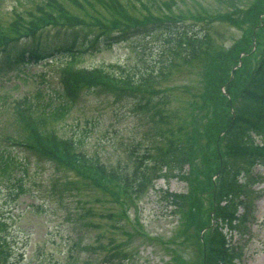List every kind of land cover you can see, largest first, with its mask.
I'll return each mask as SVG.
<instances>
[{"label": "rangeland", "instance_id": "374dc122", "mask_svg": "<svg viewBox=\"0 0 264 264\" xmlns=\"http://www.w3.org/2000/svg\"><path fill=\"white\" fill-rule=\"evenodd\" d=\"M119 1L134 25L171 17L167 26L175 29L131 31L124 41L91 48L75 60L70 55L49 57L0 72V150L14 148L21 162L13 177L0 179V233L10 247L2 264H202V242L207 239L203 235L208 231L201 229L208 224L213 196L202 193L191 215L193 202L188 199L193 188L212 184L204 172L218 165L215 138L232 112L224 93L228 83L219 87L222 95L205 99L203 70L206 63L215 62L210 54L224 58L250 33L251 59L237 68L243 78L229 91L231 96L247 82L264 49V0ZM31 5V0H0V30L15 19L14 8L25 12ZM103 7L95 5L94 13L107 21L111 14ZM72 9L86 17L78 6ZM193 37L211 50L190 59ZM70 62L78 69L106 67L105 72L128 74L131 80L143 76L138 89L147 90L150 104L140 107L137 96L86 90L54 123L58 136L75 138L85 163L90 156L99 159L106 170H121L127 180L140 164H151L147 157L167 140L180 141L189 149L182 177L166 171L138 190L125 185L124 191L109 183L125 200L120 203L109 191L78 176L65 184L66 172L51 161L12 147L7 136L17 139L30 127L25 123L30 115H18V107L27 111L30 104L63 100V70ZM229 68L234 70L233 65ZM255 139L261 140L257 135ZM137 154L145 155L142 162ZM258 172L262 175H254L249 186L253 192L247 198L252 203L247 227L232 237L240 248L239 264H264V167H257ZM18 177L23 192L15 182ZM174 192H188L181 205L172 202Z\"/></svg>", "mask_w": 264, "mask_h": 264}, {"label": "trees", "instance_id": "16d2710c", "mask_svg": "<svg viewBox=\"0 0 264 264\" xmlns=\"http://www.w3.org/2000/svg\"><path fill=\"white\" fill-rule=\"evenodd\" d=\"M31 4L25 12L16 11L14 8L15 19L5 30H0V42L3 43L0 51V72L4 69H12L19 63H36L49 57L54 59L70 55L75 60L91 48L100 49L102 46L124 41L131 31L144 32L152 27L160 31L175 29L171 25L167 26L171 24V17L163 18L161 21L149 18L151 20H143L144 22L134 25L126 11L123 12V3L119 0H31ZM95 5L104 6L103 8L111 14L107 21L94 13ZM75 6L83 10L81 12L86 17L73 10ZM253 16L256 19V16ZM47 28L56 30L50 34L51 31L46 30ZM250 37L252 35L246 33L245 39H241V42L234 47L235 51H230L224 58L218 53L210 54L211 57H215V62L211 65L206 63L203 70L205 99L212 101L217 94L222 95L219 87L228 83L226 107L229 111L233 109L229 118L221 123L220 128H222L215 138L218 165L215 164L213 168H208L204 172L212 184L207 189L193 188L188 199L193 202L189 212L191 215L199 207L203 198L202 193L210 192L214 196L215 203L214 206L211 204V207L215 225L209 226L211 233L203 264H237L236 251L230 245L225 227L229 226L232 232L238 227L235 222L239 221V225L243 224L239 205L242 203L240 198L246 193V189L239 184L240 175L245 172L249 175L256 164H264V147H255L252 138L253 132L264 135V49L247 82L233 96L229 92L243 78L242 70H233L229 66H238L241 63L240 67L243 69L246 63H249L252 52H248V45L253 40ZM193 39H195L193 45L189 47L190 59L200 57L199 55L211 50L204 49V40L197 37ZM71 62L63 70V100L56 105H53L51 99L45 100L41 105L30 104L27 111L18 107V115L28 114L33 120L27 118L25 123H29L30 127L25 128L24 133L16 137L14 145L33 153L40 159H49L66 174L72 173L74 177L70 179V176L67 184H72L78 176L102 190L110 191L115 201L123 203L113 187H123L125 191V185L134 187L150 183L153 175L159 176L164 168L168 171L177 169L184 175L181 167H184L183 163L187 160L186 152L189 149L182 142L174 140H170L165 148H160L159 157L162 164L160 171L157 167L145 165L136 169L134 176L128 180L121 170H106L99 159L94 157L90 156L85 163L79 149L80 143L73 137L60 138L54 123L65 116L72 102L86 90L106 91L114 96H120L119 98L145 96L144 91L147 90L138 89V86L142 85L143 76L131 80L128 74L113 76L105 72L106 67L72 68ZM149 104V102L141 103L140 106L145 107ZM46 127L49 130H45ZM18 164L13 149L2 148L0 179L11 177L13 169ZM215 174L217 178L213 181L212 176ZM109 183H112L113 187ZM23 191L21 188V192ZM194 191L197 194H194ZM176 198L180 203L186 200V195H176ZM7 254L9 256L10 249L0 233V264L6 263Z\"/></svg>", "mask_w": 264, "mask_h": 264}]
</instances>
